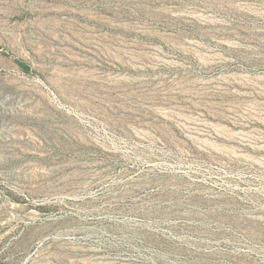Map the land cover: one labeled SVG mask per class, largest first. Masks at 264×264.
Listing matches in <instances>:
<instances>
[{"label":"rangeland","instance_id":"374dc122","mask_svg":"<svg viewBox=\"0 0 264 264\" xmlns=\"http://www.w3.org/2000/svg\"><path fill=\"white\" fill-rule=\"evenodd\" d=\"M0 264H264V0H0Z\"/></svg>","mask_w":264,"mask_h":264}]
</instances>
